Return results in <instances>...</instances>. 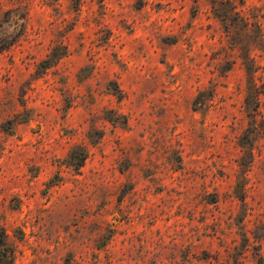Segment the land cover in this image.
Listing matches in <instances>:
<instances>
[{
  "label": "rangeland",
  "instance_id": "rangeland-1",
  "mask_svg": "<svg viewBox=\"0 0 264 264\" xmlns=\"http://www.w3.org/2000/svg\"><path fill=\"white\" fill-rule=\"evenodd\" d=\"M11 264H264V0H0Z\"/></svg>",
  "mask_w": 264,
  "mask_h": 264
},
{
  "label": "trees",
  "instance_id": "trees-1",
  "mask_svg": "<svg viewBox=\"0 0 264 264\" xmlns=\"http://www.w3.org/2000/svg\"><path fill=\"white\" fill-rule=\"evenodd\" d=\"M14 260V254L12 251H7L3 253L0 251V264H11Z\"/></svg>",
  "mask_w": 264,
  "mask_h": 264
}]
</instances>
